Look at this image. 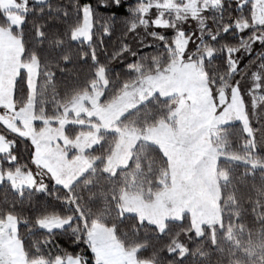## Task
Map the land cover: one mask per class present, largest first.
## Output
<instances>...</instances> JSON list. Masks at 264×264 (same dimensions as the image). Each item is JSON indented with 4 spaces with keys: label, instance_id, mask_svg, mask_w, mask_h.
I'll list each match as a JSON object with an SVG mask.
<instances>
[{
    "label": "snow or ice",
    "instance_id": "1",
    "mask_svg": "<svg viewBox=\"0 0 264 264\" xmlns=\"http://www.w3.org/2000/svg\"><path fill=\"white\" fill-rule=\"evenodd\" d=\"M0 264H264V0H0Z\"/></svg>",
    "mask_w": 264,
    "mask_h": 264
}]
</instances>
